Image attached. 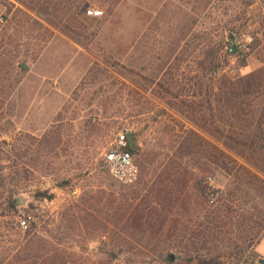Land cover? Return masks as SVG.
<instances>
[{
  "label": "rangeland",
  "instance_id": "1",
  "mask_svg": "<svg viewBox=\"0 0 264 264\" xmlns=\"http://www.w3.org/2000/svg\"><path fill=\"white\" fill-rule=\"evenodd\" d=\"M40 1L29 7L0 0V140L11 143L8 153L13 145L28 148L23 161L31 170L28 178L5 170L0 264H197L176 244L185 226L195 228L199 211L221 205L216 200L232 178L181 145L180 136L197 128L168 102L197 101L204 114L215 74L243 75L264 65V0H89L86 10L81 0ZM232 33L240 45L229 55ZM212 48L217 68L210 59L201 63ZM125 129L140 146V184L120 182L106 164ZM50 131L61 135L59 148L39 150L38 139ZM165 135H173V145L162 143ZM179 168L184 174L175 177L186 192L178 197L175 183L170 200L158 196L167 169ZM198 178L218 193L216 200L197 190ZM144 187L142 194L153 188L151 197L171 210V221L178 219L171 237L154 236L156 225H141L146 232L140 233L127 219L140 200L135 191ZM11 199L17 209L9 207ZM252 204L241 224L235 209L232 223L208 242L225 264L254 262L251 237L264 203ZM27 214L28 232L19 223ZM105 216L109 229L98 226ZM169 254H175L171 262Z\"/></svg>",
  "mask_w": 264,
  "mask_h": 264
},
{
  "label": "trees",
  "instance_id": "2",
  "mask_svg": "<svg viewBox=\"0 0 264 264\" xmlns=\"http://www.w3.org/2000/svg\"><path fill=\"white\" fill-rule=\"evenodd\" d=\"M20 1L29 7H32L30 5L32 1L41 2L40 0ZM46 1L48 2V0ZM81 5H84L83 8L85 7L86 10L90 2L89 0H81ZM12 6H14V3L10 2V6L7 7V13L11 11ZM53 33L51 31L45 42L52 37ZM226 41V45L231 44L236 48L240 45V39L234 33L228 34ZM205 59L204 62H201L202 64L207 59H210L212 67L217 68L220 65L217 62L216 51L213 48L207 52ZM208 96V110L204 114H200L202 106L197 105V101H192L191 103L187 102V100H182L181 103L176 104L171 100L168 105L178 108L183 117L198 129L190 127L185 131L186 135L180 136V139L182 137L180 140L181 145H186L191 153L200 159H205L216 168L225 172L232 178L233 186L228 189L225 196H221V198L216 200L220 201L223 199L219 207L210 211L203 208L202 214L200 211L198 212L197 221L194 223L195 228L190 230L185 226V229H183L184 234L181 235L176 247L186 254V260L188 261L197 264H225L220 251L218 252L208 246V242L217 238L219 234L218 228L232 223V220L236 218L234 215L235 209L239 211L238 216L240 215V217L238 220L241 224L245 215L244 208L248 204L254 205L252 202L264 203V65L243 75L215 74ZM185 107H191L193 112H189V109L185 110ZM129 133L134 136L135 146L129 144L128 149L134 155L135 163L139 168V177L136 181L125 184L135 185L142 182L139 180H142L140 175L143 166L142 162L137 158L140 153V146L138 145L136 133L130 131ZM163 139L162 143H168L167 145H173L174 143L173 135H165ZM38 141L39 150L52 152L59 148L62 137L59 133L50 131L39 138ZM10 144L5 140H0V186L4 185L6 169L10 168L17 175L23 171L27 178L30 177L28 173H31L30 168L23 161L29 155L30 150L27 148L16 151L13 145L10 153H8L9 149L7 146ZM177 170L169 171L167 169L166 176H163L164 179L159 181L166 183V185L158 188V196H160V193L164 194L165 199L170 197L173 193L171 185L175 183L179 187L178 197L186 192L185 183H182V179L180 181L175 177L178 173L179 176L184 174L182 173L184 171H181L180 168ZM204 181L203 178H198L196 188L202 195L207 197L209 186L207 183H203ZM144 189L145 187L140 191H135L134 199L140 200L132 208L127 219H133L136 224H139V229L137 230L140 233L146 232L140 229L141 225H156L154 236L167 234L168 237H171L176 233L178 219L171 221L169 217L171 210L162 209L160 200L151 197L150 194H152L153 188L150 189L151 192L142 194ZM39 195L45 196L46 194L40 193ZM141 195L142 197L139 198ZM168 200L170 199L168 198ZM169 203L166 202L164 207L169 205ZM184 203L185 199L183 200V205ZM9 207L17 209L16 199L9 201ZM125 215L123 214V217ZM228 221L231 222L229 223ZM259 221L260 229H258L256 235L251 237L252 241L257 239L255 240L256 246L264 237V219L261 218ZM109 223V217L105 216V220H102L98 226L103 229H109ZM31 229L32 226L30 225L26 231L28 232ZM185 238H188L189 243H183ZM115 255L116 252L114 257ZM168 257L171 262L173 260L172 254H169ZM259 259L260 256L257 253L252 264H264L260 263Z\"/></svg>",
  "mask_w": 264,
  "mask_h": 264
},
{
  "label": "built area",
  "instance_id": "3",
  "mask_svg": "<svg viewBox=\"0 0 264 264\" xmlns=\"http://www.w3.org/2000/svg\"><path fill=\"white\" fill-rule=\"evenodd\" d=\"M94 13L101 14V11H95ZM237 48L231 44L226 45V51L229 55L235 54L237 52ZM129 134L130 133L128 129L119 132L114 142L105 154L106 164L111 174L123 183H132L139 177V168L135 163L134 155L128 149V145L130 144L128 139ZM208 196L212 201H214L216 200L218 193L213 189H209ZM31 219V214H27L21 217L19 223L22 230L29 229Z\"/></svg>",
  "mask_w": 264,
  "mask_h": 264
},
{
  "label": "crops",
  "instance_id": "4",
  "mask_svg": "<svg viewBox=\"0 0 264 264\" xmlns=\"http://www.w3.org/2000/svg\"><path fill=\"white\" fill-rule=\"evenodd\" d=\"M256 251L259 254L260 258H264V237L257 244Z\"/></svg>",
  "mask_w": 264,
  "mask_h": 264
},
{
  "label": "water",
  "instance_id": "5",
  "mask_svg": "<svg viewBox=\"0 0 264 264\" xmlns=\"http://www.w3.org/2000/svg\"><path fill=\"white\" fill-rule=\"evenodd\" d=\"M128 139H129L130 144L132 146H135V139H134V136L131 133L128 135ZM179 257H181V256H179ZM172 258L175 259V254H172ZM259 262L260 263H264V258H260Z\"/></svg>",
  "mask_w": 264,
  "mask_h": 264
}]
</instances>
